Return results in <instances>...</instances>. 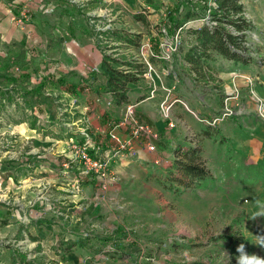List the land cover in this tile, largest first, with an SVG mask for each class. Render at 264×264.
Returning <instances> with one entry per match:
<instances>
[{"label": "rangeland", "instance_id": "1", "mask_svg": "<svg viewBox=\"0 0 264 264\" xmlns=\"http://www.w3.org/2000/svg\"><path fill=\"white\" fill-rule=\"evenodd\" d=\"M192 1L206 13L214 5L213 0H207V7L206 0ZM175 2L133 0L128 6L130 2L124 0H0V264H236V248L241 243L249 253L264 257V248L257 246L255 239L264 235V218L252 219L257 210L255 202H264V138L257 133L253 147L245 149L241 144L238 152L231 138L206 141L202 161L212 179L189 190H175L162 182L168 175L163 165L169 154L159 150L147 162L125 157L126 177H116L109 170L111 178L105 179L92 163L86 166L73 161L74 146H84L85 135L92 145L87 152L94 160L109 161L108 154L111 158V153L94 156L91 152L96 148L99 152L103 147L111 146L113 151L118 148L113 134L102 125L95 132L86 118L89 103L105 98L97 84L100 55L125 62L148 61L153 69L160 65L161 81L156 82V89L162 101L184 102L190 84L175 68L174 55L170 61L152 56L160 54L161 43H170L173 37L181 43L183 28L170 32L171 26L165 22L166 6ZM242 4L244 16L253 27L246 46L257 73L252 78L235 72L230 76L250 86L253 110L246 114L243 96L235 86L231 93H217L221 96L216 97H222L221 109L200 122L207 125L213 118L222 119L215 125L219 127L230 120L234 126L239 124L235 138L245 141L256 135L253 125L245 127L247 117L253 116L254 123L264 125V99L256 91V84L262 81L260 70L264 69V0H242ZM133 13L144 17L148 26L133 19ZM189 23L194 27L201 21ZM105 31L140 35V46H124L116 37L103 34ZM87 45H95L102 52L97 49L96 58H88L83 54ZM78 48L82 52L77 54ZM94 72L97 76L92 80ZM180 77L184 78L181 82L177 80ZM81 78L96 81L91 85L100 88L99 94L83 92L77 97L67 90L70 83H78ZM141 83L144 88L148 86L145 81ZM126 108L120 111L123 115L119 123ZM229 111L231 116L223 117ZM159 112L167 118L160 106ZM77 113H83L86 119L76 120ZM133 115L147 125L140 122L134 110ZM29 130H35L42 140L67 137L69 151L63 156L69 155L62 173L68 174L74 164L81 167L71 185L75 201L69 208H61L52 184L45 178L22 183L28 172L22 160L29 149L25 136ZM99 134L106 136L108 144L100 145ZM92 141H96L95 150ZM122 154L129 156L126 151ZM86 184L90 193L84 200L81 187ZM97 192L98 196L94 195ZM91 201H96L95 207L99 205V213L83 215Z\"/></svg>", "mask_w": 264, "mask_h": 264}, {"label": "crops", "instance_id": "2", "mask_svg": "<svg viewBox=\"0 0 264 264\" xmlns=\"http://www.w3.org/2000/svg\"><path fill=\"white\" fill-rule=\"evenodd\" d=\"M15 1H12L13 3ZM125 3L132 5L133 0H124ZM135 14V13H133ZM201 23L192 26L189 22L185 24L183 27V30L181 31V45L179 50L174 54V65L177 71H179L181 76L186 77V80H188L190 86L187 90L186 95H183V103L186 105L187 108H185L181 103L175 102V104H171L170 113H164L167 115V118H164L161 113L159 112V104L162 101V96L159 93V90H157V83L160 82L161 78L159 77V71L160 65H158L154 69L151 67V70L146 74V70L141 78V80L136 84H129L128 85V102L126 104L120 105V106H112L110 105L111 97L107 93H103L102 96L103 99L100 103L95 102L91 104L89 103V109H87V121L90 123L91 129H95V132L99 129V125H102V128H106L105 131H107L109 134H115L118 136L121 140L130 141L132 144L133 149L135 150L136 156L135 157H129L124 154L114 155L112 158V162L110 165L111 171L119 175L120 177L128 176V172L125 170L126 161L128 160H136V161H145L147 162L149 159V156L154 153V151L159 150L162 153L169 154L168 160L165 162L163 167H165V172L170 173V169L173 168L174 160H175V150L181 149L182 151H185L189 148H195L198 147L201 150V155L203 156L204 150H205V142L207 141H213L218 140L217 137H228L233 139V144L236 146L234 150L237 151L238 147H241V144H244V148H252L253 147V141L258 139L259 137L264 138V125L257 124V122L254 123L251 118L253 117H247V123H245V127L252 126V130H254L255 134L251 136V138L246 137L247 140H238L241 138H235L238 136V132L235 130L236 125H233L234 123L230 120L225 121L222 125L219 127H210L206 125L203 122H200L202 119H209L217 110L221 109L222 106V97L218 98L216 96L220 95L222 93H225L226 91L231 93V90H233L236 87H239L241 94L243 96V102L245 109L247 110L246 114H251L253 107L250 103L251 100H249V90L250 86L246 84L241 79L233 78L230 76L231 72L235 73H241L246 75L247 77H254L255 72L257 73V69H255V65L253 64V61L248 65H242L237 64L231 60L223 59L221 56H219L215 51H209V59L205 60L203 63V67H201L197 73H195V68L187 61V52L196 44V36L192 33L191 30L199 29L203 21L200 20ZM148 26V22H147ZM13 34V33H12ZM134 36V34L130 33ZM130 35V36H131ZM124 46L127 47H134L126 44L125 42H122ZM122 46V45H121ZM87 49L84 50V56L88 58H96V52L97 49L102 52L101 48H98L97 46L93 45H87ZM134 49H137V47H134ZM78 52L81 53L82 49L78 48ZM104 52V51H103ZM101 59L97 61L98 64H100L102 60V55H100ZM136 59V58H135ZM137 61V60H136ZM141 62V61H139ZM93 75V74H92ZM91 75V76H92ZM260 77L262 78V81L259 82V84H256V91L257 93L264 99V69L260 70ZM176 78V76H175ZM181 80L177 78L179 82L183 81L184 78L180 77ZM87 79V78H84ZM147 82L148 86L143 87L144 83L141 82ZM96 82V81H93ZM93 82H89V84H93ZM106 79L105 77L99 75L98 80V87L103 89L105 85ZM165 86L168 87V82L165 81ZM92 86V85H91ZM170 86V85H169ZM236 86V87H235ZM159 87V86H158ZM99 88V89H100ZM97 91L98 88H94ZM189 91V92H188ZM92 93L93 96H96L99 94L98 92H92V91H85ZM220 92L221 94H217ZM196 94L197 98H194V95ZM97 97L96 99H98ZM99 100V99H98ZM171 101V100H170ZM175 101V100H174ZM99 102V101H98ZM179 103V104H176ZM180 105L182 109H180ZM132 106L133 110L137 116V118L142 123H146L149 125L153 131L157 132L159 134V138L156 140H146L144 138L140 139H133L129 133V131L126 128L119 127L117 125L119 123L120 117L123 115V111L126 107ZM83 110V109H82ZM122 113H121V112ZM193 113V114H192ZM79 116L76 120H80L82 118H85V115H82L83 113H77ZM183 114H186L187 117H182ZM181 115V117H180ZM85 118V119H86ZM255 120V118L253 117ZM258 120V119H257ZM77 121V122H78ZM166 121V122H165ZM168 121L173 122V126L169 128ZM77 122L75 121V125H77ZM117 122V123H116ZM96 123V125H95ZM244 124V122H243ZM95 125V126H94ZM74 129V125L71 124ZM78 126V125H77ZM32 129V128H31ZM232 129V130H231ZM251 130V131H252ZM30 132L26 131V138L29 139V149L26 151L25 155L27 157H24L22 160V165L24 168L28 171L27 175L21 180L22 183H30V179L38 178V180H41L42 178H45L49 183L52 184V193L53 196L58 198L59 202L61 203V208H69L75 199L73 197V191H71V185L75 181V178L77 175L79 176L81 173L80 169L81 167L76 164L71 165V169H69L68 174L63 175L62 171L63 166L65 165V162H67L66 157L69 155L63 156V152H66V150L69 149L67 146V137H63L60 139H52L44 138L42 140V136L39 134H35V130H29ZM102 131V130H101ZM190 131V132H189ZM76 132V131H73ZM253 132V131H252ZM33 133V134H32ZM77 134V133H73ZM189 134V135H188ZM99 138H97L101 144L103 142L106 143L105 139L106 136L103 135H97ZM231 136V137H229ZM187 137V138H186ZM190 137H195L194 139L190 140ZM52 141V142H51ZM94 144V150L97 147L95 144L96 141H92ZM108 142H111L112 146L115 148L114 143L109 139ZM245 142V143H244ZM147 143L154 144L155 150L152 152H148L146 145ZM232 142H230L231 144ZM108 144V143H106ZM229 144V141L227 142ZM261 144H263V141H261ZM264 148V145L263 147ZM103 151H98L96 148V152L94 156H104L108 153H114L109 146V148H104ZM69 151V150H68ZM67 151V153H69ZM100 153V154H98ZM96 154V155H95ZM127 157L128 160L125 158ZM131 158V159H129ZM167 159V158H166ZM120 162V163H118ZM132 163V161H130ZM206 169L210 173V178L204 179L198 183V187L202 183L208 182L210 179H212L211 171L206 166V163H204ZM167 175V176H168ZM9 178L13 179V175H9ZM167 178V177H166ZM165 178V179H166ZM83 179V178H81ZM83 180H89L83 179ZM83 180L80 181L83 185ZM17 181V183L21 182ZM165 183V180L162 181ZM29 185V184H28ZM27 185V186H28ZM33 185V184H32ZM81 185V186H82ZM73 186V185H72ZM20 187V186H18ZM24 187V186H22ZM82 188V194L81 198H84V200L87 198V196L90 193L89 185H85V187ZM97 190V189H96ZM189 190V189H187ZM99 191V190H98ZM31 191H29L30 194ZM94 195L98 196V192L94 193ZM95 199V198H94ZM75 201V200H74ZM76 204V202H75ZM96 201H91L88 204L87 209L83 212V215H96L99 213V208L97 205L95 207ZM72 210V209H71ZM48 214V213H46ZM49 215V214H48ZM43 219H46L45 217ZM63 223V222H61ZM67 224V223H66ZM14 227V225H11ZM44 226V224H43ZM61 226H65L61 224ZM41 224H40V226ZM18 229V228H17Z\"/></svg>", "mask_w": 264, "mask_h": 264}, {"label": "trees", "instance_id": "3", "mask_svg": "<svg viewBox=\"0 0 264 264\" xmlns=\"http://www.w3.org/2000/svg\"><path fill=\"white\" fill-rule=\"evenodd\" d=\"M213 2L214 5L208 8V13L205 12L204 7L197 8L192 0H177L175 4L166 6L165 22L171 26L170 32L175 33V30L183 28L191 20L203 21L199 29L191 30L196 36V44L186 54L187 61L195 68V73L203 67L204 61L209 59V51H215L223 59L237 64L248 65L253 61L249 55L250 49L246 46L249 43L248 32L253 27L244 16L242 0H213ZM208 5L206 0L205 7ZM132 17L143 25H147L144 17L137 14ZM105 33L130 46H140V35L130 36L114 31L103 32ZM145 70L146 67L141 62H125L114 59L110 55H103L98 74L106 79L103 92L110 95V105L126 104L128 85L138 83ZM96 76L97 73L94 72L91 79L95 80ZM67 90L77 97L85 91L99 93L89 84V79L84 78H81L78 83H70ZM210 177L202 161L200 148H189L185 151L176 149L173 168L170 169L165 183L178 190H187L197 188L200 181Z\"/></svg>", "mask_w": 264, "mask_h": 264}, {"label": "built area", "instance_id": "4", "mask_svg": "<svg viewBox=\"0 0 264 264\" xmlns=\"http://www.w3.org/2000/svg\"><path fill=\"white\" fill-rule=\"evenodd\" d=\"M174 39L169 43H161V47L162 50L160 52V54H153L152 56L154 58L157 59H162L164 61H170V58L179 50L180 48V41H178L177 38L173 37ZM166 48V49H165ZM142 63V62H141ZM145 65V67L147 69H149V71L151 70V65L148 61H145V63H143ZM177 102L181 103L185 108L186 105L180 101V100H176ZM160 110L164 113H170V109H171V104H169L167 101H161L160 102ZM231 111H229L228 113H224L223 117H229L231 116ZM203 120V119H202ZM200 120V121H202ZM222 120V119H221ZM218 118H213V121L210 123H207L208 126L210 127H215L216 123L219 121ZM173 126L172 122H169V128H171ZM119 127L122 128H126L129 130L130 135L132 136L133 139H140V138H144L146 140H156L159 138L158 134L155 133L154 131H152L151 128H149L147 125L145 124H141L139 123V121H137V119L134 117L133 115V107L132 106H128L126 108V113L123 116V119L121 120V122L119 123ZM112 139L115 140L118 148L117 150L111 154V158L109 157L110 154H108V160L107 158L104 159V161H98V159L94 160L93 158H91L87 152V147H89L90 149L92 148L89 136L85 135L86 139H85V145L84 146H78L75 145L74 146V153L72 155L73 157V161L76 162H84L86 166H88L90 163H92V166L96 169H99L102 171V173L100 174L103 178L105 179H110L111 178V173L109 172L110 169V160H112L114 155H119L122 153V151H126L127 155L133 157L136 156L135 150L132 147V144L130 141H123L121 140L118 136L116 135H111ZM71 142H73L71 140ZM146 148L148 151H153L155 150L154 144L151 143H147Z\"/></svg>", "mask_w": 264, "mask_h": 264}, {"label": "clouds", "instance_id": "5", "mask_svg": "<svg viewBox=\"0 0 264 264\" xmlns=\"http://www.w3.org/2000/svg\"><path fill=\"white\" fill-rule=\"evenodd\" d=\"M255 206L257 210L253 212L252 219L264 218V202L256 201ZM255 239L256 245L264 248V235H257L255 236ZM236 253V264H264V257H261L256 253H249L243 243L237 246ZM224 254L229 257L227 252Z\"/></svg>", "mask_w": 264, "mask_h": 264}, {"label": "bare ground", "instance_id": "6", "mask_svg": "<svg viewBox=\"0 0 264 264\" xmlns=\"http://www.w3.org/2000/svg\"><path fill=\"white\" fill-rule=\"evenodd\" d=\"M162 112V111H161ZM164 113V112H163Z\"/></svg>", "mask_w": 264, "mask_h": 264}]
</instances>
